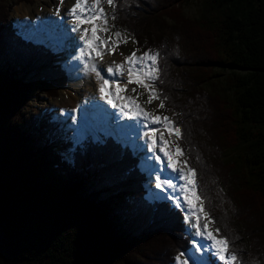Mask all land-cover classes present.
<instances>
[{
    "label": "trees",
    "instance_id": "16d2710c",
    "mask_svg": "<svg viewBox=\"0 0 264 264\" xmlns=\"http://www.w3.org/2000/svg\"><path fill=\"white\" fill-rule=\"evenodd\" d=\"M191 1L114 0V25L158 54L154 86L211 229L235 264H264V0H195L194 20ZM10 9L0 0V264H175L192 248L184 213L146 197L130 147L108 136L53 150L32 100L57 98L69 78L50 47L12 27ZM216 71L224 97L204 89Z\"/></svg>",
    "mask_w": 264,
    "mask_h": 264
},
{
    "label": "rangeland",
    "instance_id": "374dc122",
    "mask_svg": "<svg viewBox=\"0 0 264 264\" xmlns=\"http://www.w3.org/2000/svg\"><path fill=\"white\" fill-rule=\"evenodd\" d=\"M8 2V5L11 6V9L9 11V21L14 24V29H16L17 32H21V36H23L25 39H30V41L36 42L37 44H45L49 46L52 50L55 51L57 56V62L64 68L68 75V84L64 88L59 89V95L55 99L47 98L44 94H39L36 98L32 100L33 107L41 111L42 110V116L46 117L47 121H49L52 124V130L46 135L49 140H53L56 143L57 146L53 147V150L55 152L62 154V145L64 144H81L88 141H96L101 140V137H108V136H116L115 129L113 125H117V122L115 124H110L109 120L111 119L107 115L108 119L106 120V117L103 116L102 112L100 110L93 109L92 106H90V102L86 97H83L81 95L79 105L74 107L77 104H73L72 102L76 99V92L72 88V85L74 82L78 83L74 73L76 72L77 75H80L79 72L83 71V77L86 75L87 68L89 67V62L91 59L89 56H84L82 58L80 56L81 51V45L80 43L83 41L80 39L81 33L77 34V31H73V29L66 27L63 28L61 32L58 33L59 36H64L65 39L71 40H59L58 37L52 33L53 31L59 30L58 26H62L64 24V21H70L73 20V18H69V12L67 10H64L62 12L61 16L64 19L63 23H58L57 20H53L51 24V29L47 28L49 32H51V39H46L45 36H40L34 34V29H32V22L30 21H24L26 18H31L32 20L38 19L42 20L45 18L44 24H48L53 17L51 15L55 14L59 11V0H47L43 5L37 4V0H31V3H20V4H14L15 0H6ZM66 2V0H65ZM64 2V4H65ZM88 3L90 5H94V0H88ZM56 6V10H55ZM199 3L197 1L192 0L188 6H184L183 9V15L184 17L194 20L197 19L200 13V7ZM33 7V9H32ZM97 7H102L104 10V13L107 17V25L103 23V21L99 20L96 24L100 25L102 28L107 27L108 31H100L98 35L100 36L101 33H104L100 37H103L106 39L107 37H110L108 39L111 41L112 47H117V51L120 54V56H124L125 58L128 56H131L133 52L136 53V55L143 56L145 53H142L140 49L136 47V44L134 43L133 38L128 36L124 31L116 29L113 21V7L112 5H109L107 3V0H101V4ZM29 8V9H28ZM30 8L32 9V12L29 11ZM64 8V5H63ZM29 11H27V10ZM24 12V13H23ZM74 21L73 26L68 24L67 26H72L74 28ZM58 28V29H57ZM120 32L121 36L123 38H126L127 42L121 41L118 46L115 45L116 37L115 33ZM77 35L76 37L73 35ZM76 41V43L74 41ZM56 42V43H55ZM61 44V46H58ZM59 48L64 49L63 52H60ZM79 46V47H78ZM109 46V45H108ZM104 47V46H103ZM107 47V46H105ZM79 48V49H78ZM103 52V51H101ZM104 55H114L110 53H106V51L103 52ZM88 59V60H87ZM85 61V62H84ZM74 63V64H73ZM120 64V63H119ZM123 65V62H121ZM73 65L77 69H73ZM80 65V67H78ZM151 66V61L146 60L145 61V68L144 71H147V68ZM139 67V65L137 66ZM128 64L126 67V70L123 69L122 75H125L128 73ZM154 68L157 71V64H155ZM113 69H115V66H113ZM115 71V70H114ZM154 72V75L156 76L158 72ZM218 71L215 72L216 76L212 79V82L210 84H207L204 89L209 93H216L222 97L226 96V91L224 89L222 78L223 75H218ZM118 76V75H117ZM117 79H120L118 77ZM123 81V79H120ZM154 90L157 92L156 87L154 86V81L151 82ZM135 89V91H132ZM63 91H65L63 93ZM129 97H132L135 102H137L141 108L148 110L149 112L153 113L154 116H160V117H168L171 121L174 119V115L171 111L165 110L164 108L160 107V101L158 104H155L151 101L149 103V96L151 95V91L149 89H146L142 87L141 85L135 84V86L129 87L128 90ZM63 93V94H62ZM158 93V92H157ZM71 98V100H70ZM73 98V99H72ZM155 98V97H153ZM71 103V104H70ZM119 103H122L119 101ZM57 104V106H54ZM91 107V108H90ZM114 109V108H113ZM96 110L93 112L92 111ZM118 113V112H117ZM120 113V112H119ZM114 114V113H113ZM93 116V117H91ZM110 118V119H109ZM120 119H125L124 117H121ZM112 123V122H111ZM141 124V123H140ZM121 127L123 128H131L127 127L126 122L122 121L120 123ZM137 127L139 124L136 125ZM113 127V128H112ZM133 127V128H137ZM174 127V125H173ZM154 128V127H153ZM162 134L164 137V140L167 142L165 144V150L171 151L172 153H176V147L178 145V137L173 131L171 134L168 133V128H164L161 124ZM146 128L136 130L134 129V133L128 132L125 134L124 138L118 137L117 140L122 142L124 145L130 147L132 149V153L135 155V158L140 160L141 163V169L145 173L146 176V182H145V190H146V197L153 200H168L173 205H175V200L180 199L181 203L183 204L182 199V193L180 191V186H183L185 181L180 178V171H173L172 168H169L168 165H165L163 161L156 160V154L154 155L153 151L150 150L149 145L151 144V139L149 136H145ZM161 135V132H158V147H159V137ZM160 149V148H159ZM156 152V151H155ZM161 155L163 152H161ZM164 156V153H163ZM184 155H174V159L178 163V169H183L184 172H187L188 168L186 163L184 162ZM235 157L234 154H228L225 157H223L225 160H230L231 158ZM63 158L65 161H71L72 160V152L69 151L67 153L63 154ZM154 158V159H153ZM167 160V158H166ZM164 163V164H163ZM169 168V169H168ZM168 169V170H167ZM167 174H170V176L174 177V180L172 179V183L177 185L176 190L167 188L165 186L164 191H161V189L156 188V178L157 175L160 176L161 180H169L167 177ZM168 197H172V199H169ZM184 216L188 215L186 207L180 208ZM208 217H204L201 215V226L207 222ZM186 222V220H185ZM195 218L193 217L191 221L186 222L187 224V235L190 236L192 239V243L194 244V247H192L188 252L183 253L179 255L178 257L180 260H186L187 264H208V261L212 258L216 259L217 262L225 263L223 261H220L218 256L215 254V251L211 249L210 241L203 239L199 236L195 235L196 229L192 226L195 224ZM209 229L210 224H209ZM215 234V233H214ZM203 239V241H201ZM202 246L203 249H200V251H197V246ZM200 246V247H201ZM175 264H179V261L176 258Z\"/></svg>",
    "mask_w": 264,
    "mask_h": 264
},
{
    "label": "snow or ice",
    "instance_id": "6c2138e0",
    "mask_svg": "<svg viewBox=\"0 0 264 264\" xmlns=\"http://www.w3.org/2000/svg\"><path fill=\"white\" fill-rule=\"evenodd\" d=\"M63 2V0H62ZM109 5L114 4V0H107ZM101 4V0H94V5H90L88 0H76L75 6H73L68 13L72 16L75 27L73 31H78L81 33V40L84 42V47L81 49L80 56L83 57L90 52H96L98 57L103 58L104 53L100 51L101 45L107 46L108 40L100 37L98 33L100 31H108L107 27H101L100 25L94 23L97 19L103 21L105 25H107V17L104 13L102 7H97ZM79 9V11H78ZM89 23L92 24L91 28V36L88 35V29H81V25ZM116 41L115 45L123 41L127 42L126 38L121 36L120 32H116L115 34ZM109 39H111L109 37ZM99 41V43H97ZM114 48H110L109 51H113ZM158 54H153L151 52L145 53L143 56H137L135 52L132 53L131 56L125 58L128 63V83H137L142 87L149 89L151 91V95L149 96V103H151L153 97L159 99V94L154 90V87L151 82L156 79L154 72L156 69L154 68L156 64ZM151 61V66L147 68V71H144L145 61ZM139 65V67H137ZM117 69H122L123 65H116ZM91 71L96 72V75L99 79H101L100 84V98L105 100L106 103L112 105L114 108H119V111L123 113L124 116H128L131 119L140 120L142 118L145 127H148L150 123L162 124L164 128H168L169 133L171 134L173 131L179 137L181 135V131L178 127H173V122L168 117H160L155 116L153 118L151 113L145 112L138 104L135 103L134 99L129 96L120 95L125 91V88L117 85L116 91H109L110 81L108 79H104L100 77V73L96 70V66L92 65ZM109 75H115V71L112 67L108 68ZM122 74V73H121ZM135 77V79H133ZM132 91H135L133 89ZM117 101H121L122 103L118 104ZM125 106L130 109V111H125ZM160 107L163 108L164 104L161 100ZM161 132L159 137V148L160 151L164 153V156L167 158L168 167L172 168L173 171H180V178L185 181L183 186H180V191L182 193L183 204L180 199H176L175 206L177 208L186 207L188 215L185 216L186 222L195 218V224L192 226L196 229L195 235L199 236L203 239L210 241V248L215 251V254L218 256L220 261L225 262V264H235L238 257L235 254H229V241L226 238H218L219 229L215 230V234L213 230L209 229V224L212 223L210 218L207 219L202 226L200 223L201 215L204 217H208V213L204 211L203 201L200 199V196L196 192L197 184H196V174L195 170L188 168L187 172H184L183 169H178V163L174 160V155H182V150L179 148V145L176 147V153H172L171 151L165 150V144L167 143L164 140L161 128H157L152 130L151 132V144L149 148L155 154L156 148L158 147L156 133ZM145 136H149V133H145ZM157 160L160 159L159 156L155 157ZM186 163V162H185ZM156 188L164 191L165 186L167 188L176 190L177 185L173 184L170 180H161L160 176L157 175L156 178ZM172 199V197H168ZM197 251H200V246H197ZM179 264H187L186 260H180L177 257Z\"/></svg>",
    "mask_w": 264,
    "mask_h": 264
},
{
    "label": "bare ground",
    "instance_id": "6f19581e",
    "mask_svg": "<svg viewBox=\"0 0 264 264\" xmlns=\"http://www.w3.org/2000/svg\"><path fill=\"white\" fill-rule=\"evenodd\" d=\"M46 1L47 0H37V4H38V6L39 5H43V4L47 3ZM75 4H76V0H66V2L64 4V10L70 11L71 8L73 6H75ZM32 9H33V7H32ZM32 9L30 8L29 11L32 12ZM78 11H79V9H78ZM70 17H72V16H70ZM74 27H75V25H74ZM85 28L89 30L88 35L91 36L92 24H89V23L82 24L81 25V29H85ZM66 29H68V28H66ZM73 35L77 39V35L76 34H73ZM74 42L76 43V41H74ZM80 45H81V48L83 49L84 42L82 41L80 43ZM103 46L105 47V45H103ZM111 48H114V50L110 51V53H112V54L115 53L114 55H111V54L103 55V58L98 57L96 55V52H90V53L85 55V56H90L91 61L89 62V67L87 68L88 70H87L86 75L84 77L82 76L83 75V71L79 72L80 75H77L76 72L74 73L77 81L79 79L78 83L74 82L73 85H72V88H71V89H74V91L76 92V99L72 103L73 104H77V105H75L74 107L79 105L78 103L80 102V97H81V95H83V97H86L89 100V102L91 104L90 106H92L93 109L97 108L98 110H100L99 108H101L100 111L102 112V114H104L103 116H105V117L107 115L110 117V115L113 114L114 111L115 112L119 111V108L112 107V105L106 103L105 100H102L100 98L99 88H100V84H101V79H99L97 77L96 72L91 71L92 65L96 66V70L100 73V77H103L104 79H108V78L112 77V75H109L107 70H108L109 67L113 68V66H115L114 70H115L116 74H115V76H113V78L116 79V83H112L113 80H111V83L109 85V91L115 92L117 85H119L120 87L125 88V91L123 93H120V95L128 96V95H130L129 92H128L129 87L135 86V84H137L135 82L128 83V73L126 74V76L122 75L121 73L123 71V68L122 69H117L116 65H118L119 63L121 64V62H123L125 59H123L122 56H120V54L117 51V47L116 48L115 47H111ZM94 55L97 56L98 58H93ZM118 77H120V79H123V81L120 80V79H117ZM133 79H135V77ZM64 92L65 91H63V93ZM70 100H71V98H70ZM117 102H118V104H120L119 101H117ZM152 102L155 103V104H158L159 101L157 100V98H153ZM135 103L138 104L137 102H135ZM54 106H57V104H55ZM143 110L145 112L151 113L148 110H145V109H143ZM125 111H130V109H128L125 106ZM151 114H152V116L154 118L155 116L153 115V113H151ZM119 115H120V117H124L125 118L122 121L126 122L127 127L129 126V127L133 128V127H137L136 126L137 124L145 123V122H143L142 118L140 120H137V119H131L128 116H124L123 113H119ZM107 119H108V117H106V120ZM159 127H161V124L150 123L148 125V127H147L148 130L146 129V131H147V133L151 134L152 130L157 129ZM168 133H169V131H168ZM157 136H158V132L156 133V139H157V143H158V137ZM156 152H157L156 155L155 154L154 155L155 156H159L160 160L163 161L165 163V165H168V161L166 160V157L163 156V153L161 155L159 147L156 148ZM167 177H168V179L170 181H172V179L174 180V177L170 176V174H167Z\"/></svg>",
    "mask_w": 264,
    "mask_h": 264
}]
</instances>
